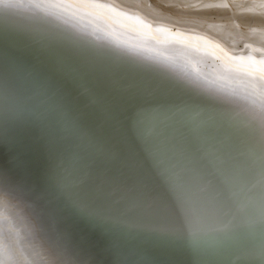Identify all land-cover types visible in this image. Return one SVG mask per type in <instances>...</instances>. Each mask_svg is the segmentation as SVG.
<instances>
[{
  "label": "snow or ice",
  "instance_id": "obj_1",
  "mask_svg": "<svg viewBox=\"0 0 264 264\" xmlns=\"http://www.w3.org/2000/svg\"><path fill=\"white\" fill-rule=\"evenodd\" d=\"M86 6L76 0H0V22L17 21L18 30L36 40L30 47L37 48L41 56L64 49L97 64L144 75L201 107L220 110L243 124L264 151V67L245 73L247 85L242 95L247 106L239 109L219 94L236 93L218 80L203 78L186 66L180 74L140 62L64 26L83 20ZM37 72L47 75V86L62 98L66 117L79 130L93 158L69 182L64 178V159L54 152L46 129L22 112L5 118L0 126V148L7 150L0 159V219L12 214L19 231L9 239L0 228V264H106L111 245L105 229L110 225L157 238L159 258L145 264H175L178 252L174 243L183 242L192 251L202 237L231 230L217 223L214 211L188 206L179 193V223L129 220L128 213L152 216L168 212L136 174V162L126 147L125 116L136 100V90L99 73L69 72L56 60L46 66L36 63L29 75ZM75 156L78 159L79 153ZM260 183L264 186V173ZM102 201H111V205ZM121 204L126 205V212L117 216L112 209ZM80 224L102 231L103 242L98 245L89 234L78 231Z\"/></svg>",
  "mask_w": 264,
  "mask_h": 264
},
{
  "label": "bare ground",
  "instance_id": "obj_2",
  "mask_svg": "<svg viewBox=\"0 0 264 264\" xmlns=\"http://www.w3.org/2000/svg\"><path fill=\"white\" fill-rule=\"evenodd\" d=\"M104 1L106 3L102 9L100 8V11L97 9L99 12L93 10L97 8L94 3L93 9L91 5L82 4L87 6L82 10L81 15L84 19L80 23L84 21L85 28L89 32L101 33L104 29H110L116 33L114 35L116 36L121 30L107 20H112L111 18L118 20L120 16L125 15L126 11L129 13L131 8L132 12L125 15L123 19L120 18L122 21L125 20L122 24L127 29L129 26H134L132 19L128 18H134L139 12L141 19L145 15L143 13L141 16L143 3L154 0H119L120 4L117 0L115 3L119 5V9L116 14L115 8L112 11L114 13L111 12V6H116L114 2ZM89 3L92 4V1L90 0ZM110 12L115 15L110 16ZM166 15L169 19L170 16ZM137 17L134 20L141 24L142 20H137ZM164 17L161 19L164 20ZM146 18H149V13L142 19ZM166 20H164L165 23ZM188 22H191L190 19ZM194 22L197 24L196 21ZM168 23H171L170 20ZM17 24V21L11 20L0 22V126H3L5 118L10 119L14 112H22L37 121L46 129L54 152L64 159L67 170L64 178L71 182L93 158V152L82 141L81 134L73 126L71 119L66 117L62 98L47 86V75L44 72H37L30 76L29 71L36 63L46 66L56 60L61 62L69 72L81 75L99 73L119 81L124 87L135 89L136 100L129 106L125 116L126 147L136 162V174L155 194L158 201L168 209V212L166 215L152 216H147L143 212L128 213V219L148 224L163 219L179 223L180 213L177 201V193H179L188 206L201 211H214L218 216L217 223L221 226H230L231 230L202 237L192 251H189L183 242L174 243L173 247L178 252L175 264H264V258H262L264 257V186L260 183L261 175L264 173V151L243 124L233 121L220 110L201 107L181 93L131 70L115 69L108 64H97L90 57L76 55L64 49H55L51 54L41 56L37 48L30 47L36 44V40L23 35L18 30ZM147 24L150 23H145V28ZM171 24L173 25L174 22ZM176 24L177 22L175 27L180 25L176 26ZM191 24L192 22L190 24L186 22L183 27L188 25L187 28H190ZM157 26L154 27L157 28ZM193 26L194 23L192 28ZM183 27L180 25L179 29L182 30ZM201 27L197 30L203 31L202 34L206 33L207 31L203 30L204 24ZM187 28L186 30L189 31ZM206 28L211 30V27ZM195 30L196 28L190 29L193 32ZM134 32H131V36L129 34L128 42L135 43L132 42L133 39H137V36L132 34ZM162 32L165 31L162 30ZM115 39L125 43L118 37ZM96 43L140 62L169 70L152 60L105 46L102 42ZM137 44L140 50L145 52L155 50V53L163 58H169L176 65L195 66V63L200 62L198 60L204 61V58L197 56L196 53L183 56V52L174 50L172 47L157 49L146 46L143 42ZM175 47L177 49V46ZM24 51L28 52L27 56L19 55ZM219 58L221 62L219 61L218 67L232 71L233 74H226L235 80L232 84L238 87L242 84L246 86L245 73L253 70L248 67L238 69L237 56ZM200 74L204 76L203 73ZM233 104L243 109L239 104L235 102ZM152 130L155 132L153 133ZM6 152V149L0 148V159L4 158ZM76 153H79L78 159L75 156ZM102 203L111 205V201H102ZM112 211L117 216L123 215L126 212V205L113 207ZM5 215L6 219H0V228L4 229L9 239H12L19 231L17 220L10 213ZM77 230L89 234L90 239L98 245L103 242L102 231H92L86 224H80ZM105 230L109 233L111 245V252L105 257L106 264H145L146 261L159 258L157 238L148 233L132 231L119 225H110Z\"/></svg>",
  "mask_w": 264,
  "mask_h": 264
},
{
  "label": "rangeland",
  "instance_id": "obj_3",
  "mask_svg": "<svg viewBox=\"0 0 264 264\" xmlns=\"http://www.w3.org/2000/svg\"><path fill=\"white\" fill-rule=\"evenodd\" d=\"M76 1L78 4L86 3L88 5H91L92 9L95 8L93 7V3L94 5L96 2H97L96 5H104L106 3L104 0H98V1L91 0L92 4L89 3L90 0H87L88 2L87 1L84 2L85 0H81L82 2L79 0H76ZM116 1L117 0L115 1L112 0L111 2H114L115 5L117 3L118 4L121 3L119 0L117 3H115ZM98 2L100 4H98ZM110 3H109V6H110ZM111 5H113V3ZM207 5H213V7H207ZM116 6H111L112 7L111 12L114 11L113 9L115 8V14L117 13L119 9V5H116ZM142 6L144 8L143 7L141 8L142 9L141 16L144 13L145 15H143V17L145 18L148 16V13H149V18H146L143 20L142 19L143 17H141L140 19V13L138 12L139 15L138 14L137 15L139 16V19L137 15L135 17H137V20H142L141 24L140 22L138 23L136 20H134L135 17L134 18L132 17L128 19H132L131 22L134 23L133 24L134 26H129L127 27V29L124 28L125 26L123 25L124 24L123 21L125 20L122 21V19L125 17V15H128L130 12H132L130 11L131 8L129 9V13L128 11H126L125 13V10H124L125 15L120 16V18L122 17V19L118 18V20H116V18L114 17L115 19L111 18L112 20H107L110 23H112L113 26H116L121 30L120 34L118 33L116 36H114L116 33L110 29H104L103 32L101 33L89 32L85 28L86 23L84 21L82 23H80V21L75 22L74 24L69 23L64 26L69 28L70 30H74V32H76L77 34L85 38H89V39L91 38L99 42H102V44L105 46L114 47V48L119 49L122 52H125V53L127 52L130 54L137 55L138 57L150 59L154 62H157L173 70L175 73L183 74V68L186 66L193 73H199V74L203 73L204 76L201 75L203 78H207L210 80H218L220 83H222L220 80V73L222 72V69L221 67L220 68L218 67L220 66L219 63L221 62L219 57L237 56L238 69H245V67L246 68L248 67V68H251L253 71H255L258 68L264 67V57H263L264 56V0H154L152 2L145 1ZM102 7H97L96 9H93V10L97 12L98 10L100 11ZM111 12H110V16H114L115 14L114 15L112 14L114 12L112 13ZM23 14L25 13L21 12V15ZM163 14L165 15L168 14L173 20L169 16H168L169 17L168 19L166 17L167 15L166 16L164 15L165 16L164 17ZM161 17L162 18L164 17V20L167 19L166 23L163 19H161ZM176 18L177 19L179 18L180 19V20L178 19L179 21H181L182 19V21L179 23V21ZM189 19L192 22V24L190 25L191 27L189 26L190 28H187L188 25H185V28H184L183 24H186V22L187 24L191 23V22H188ZM126 20H127V17H126ZM169 20L171 23L174 22V24L172 25L171 23H168ZM175 21L177 22V24H180L181 27H183L182 30L179 29L180 25L178 27H175V23H176ZM194 21H196L197 24ZM182 22H185V23H182ZM132 23L130 24L132 25ZM145 23H150V24H147L145 28ZM193 23H194V26L192 28ZM202 23L204 24L203 30L204 31L206 30L207 32L211 34L207 33L206 31H205L206 33L202 34L203 31L201 30L199 31L200 29L199 27L203 26ZM206 24L207 26H205ZM156 25H158L157 28H155ZM198 25L199 27H197ZM206 27H211V30L209 29L211 32L207 30L208 28ZM186 28L189 29V31L186 30ZM195 28L196 30L194 32L190 31V29L194 30ZM197 28L199 29L197 30ZM131 29H133V31ZM136 29H138L139 33H142V34L140 35L138 33V30L136 31ZM142 29H145V30H142ZM172 29H174L173 30L174 32L172 31ZM162 30L167 32V34L165 35V32H162ZM154 31H156L157 34L156 32L154 33ZM181 31H183L184 33L182 34ZM131 32L136 33V34L132 33L133 35L137 36V39L132 40V42H135V43H131L127 41L129 39V34L131 36ZM145 34H147V36H145ZM169 34L170 36H167ZM141 36L143 37V39ZM115 37H118L120 41L124 40L125 43L118 42L117 39H115ZM140 42H143V44L146 46H152L157 49H164V48L167 49V48L172 47L174 50L181 51V53L183 52L182 53L183 56L185 55L189 56L190 53H196L197 56L203 57L204 61H202V59L198 60L200 62L195 63V66L188 65V64L176 65L169 58H163L158 53H155L154 52L155 50H153V52H145V51L140 50L138 48L139 44H137ZM175 46H177V49ZM231 73L232 71H230V74ZM245 87L246 86H244L243 84L242 86L239 85V87L229 86L228 87L229 89L227 90H231L232 92H235L236 93L235 95H229L228 91H226L227 93L223 91L222 92L225 93L226 96L229 97L231 100L239 103V105L242 108H244L247 106V102L243 99V95H242L245 90Z\"/></svg>",
  "mask_w": 264,
  "mask_h": 264
},
{
  "label": "water",
  "instance_id": "obj_4",
  "mask_svg": "<svg viewBox=\"0 0 264 264\" xmlns=\"http://www.w3.org/2000/svg\"><path fill=\"white\" fill-rule=\"evenodd\" d=\"M72 31H74V30H72ZM86 39H89V38H86ZM91 39V38H90ZM91 40H94V39H91ZM94 41H96V42H99V41H97V40H94ZM114 48V47H113ZM117 49V48H116ZM119 50V49H118ZM127 53V52H126ZM150 60V59H149ZM167 68V67H166ZM167 69H169V68H167ZM169 70H171V69H169ZM171 71H173V70H171ZM174 72V71H173ZM175 73V72H174ZM226 74H230V71H228V70H226V69H223L222 70V72L220 73V80H221V82H222V84L224 85V87H225V89H229L228 87L229 86H235V85H233L232 84V82L234 81L235 82V80L233 79V78H231V77H229L228 75H226ZM232 77H235V76H233L232 75ZM223 92H225V93H227L226 91H223ZM222 91L219 93L220 95H222V96H225L227 99H229V100H231L229 97H227L226 96V94L225 93H223ZM231 101H233V100H231ZM233 102H235V101H233ZM235 103H237V102H235ZM237 104H239V103H237ZM241 107V106H240ZM242 108V107H241Z\"/></svg>",
  "mask_w": 264,
  "mask_h": 264
}]
</instances>
